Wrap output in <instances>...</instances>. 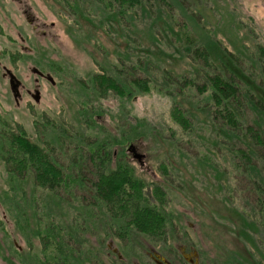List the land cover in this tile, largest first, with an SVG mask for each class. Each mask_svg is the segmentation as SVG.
Instances as JSON below:
<instances>
[{
  "label": "trees",
  "instance_id": "16d2710c",
  "mask_svg": "<svg viewBox=\"0 0 264 264\" xmlns=\"http://www.w3.org/2000/svg\"><path fill=\"white\" fill-rule=\"evenodd\" d=\"M73 1L78 8L95 5L101 22L113 25L129 50L118 53L119 64L112 73L102 70L93 75L89 89L81 87L74 92L79 105V128H44V145L30 141L23 132L2 135L0 148L6 170L11 178H17L18 187L23 189L18 200L10 193L3 195L11 201L10 215L20 218L27 232L39 237L43 247L49 245L50 236L53 237L49 222L43 224L45 217L36 212L27 213L37 200L35 192L28 195L24 192L32 180L33 187L44 186L49 192L52 188L57 191L54 195H72L77 190L84 193L82 200H87L88 207L84 208L87 214L82 220L88 221L92 230L96 229L92 224L96 212L101 210L104 226H132L136 232H149L152 236L165 233L164 196L168 185L154 184L150 193L144 191L145 184L124 159L125 143L146 139L152 135L151 128L135 120L121 122L115 133L105 128L96 130L93 115L99 108L88 103L108 93L129 98L155 85L171 99V119L184 134L192 135L183 141L182 136L179 138L173 133L165 143L168 149L181 154L184 146L195 142V168L208 178L209 187L216 192L227 193L230 189L246 194L243 201L247 208L233 206L228 210L237 213L242 226L259 232L257 240L251 243L247 240L246 256L230 251L217 264H264V49L257 52L256 61L248 58L244 61L234 51L221 46L213 31L198 22L195 12L203 9V5L197 0L193 1L195 7H188L189 12L179 0H171L175 8L167 0ZM177 10L184 17L178 19ZM132 47L143 49L145 54H134ZM150 47L169 55L170 60L185 58L186 70L180 75L169 69L167 64L171 62L162 61ZM88 90H91L90 96ZM90 126H93L91 130ZM66 132H71L70 141L66 140ZM163 170L167 178L170 173ZM167 180L171 183L170 178ZM247 195L253 196L252 202ZM20 211L24 212L23 217ZM228 220L233 223L232 218ZM86 245V254L107 252L103 243L97 247L88 245L87 241ZM77 248L80 249L76 245ZM88 259L90 264H97L90 255Z\"/></svg>",
  "mask_w": 264,
  "mask_h": 264
},
{
  "label": "rangeland",
  "instance_id": "374dc122",
  "mask_svg": "<svg viewBox=\"0 0 264 264\" xmlns=\"http://www.w3.org/2000/svg\"><path fill=\"white\" fill-rule=\"evenodd\" d=\"M193 1L179 0L186 12H189L188 7L196 6ZM199 1L203 9L195 12L198 22L204 23L213 31L221 46L234 51L244 61L247 58L256 61L257 52L264 49V0H197ZM171 2L166 1L169 4ZM171 5L174 7V4ZM95 8L97 7L93 4L78 8L73 0H0V138L15 127L23 129L27 138L37 141L35 121L41 119L42 114L48 117L50 126L53 127L61 126L60 128L73 130L81 126L77 113L79 105L74 92L81 87L89 89L93 75L101 73L102 70L108 74L112 73L114 67L119 64L118 53L125 54L129 50L116 28L101 22ZM177 12L180 11H175L178 19L184 17ZM29 17H33V23H29ZM136 39L134 37V40ZM155 49L150 47L162 61L171 62L167 64L169 69L179 72L180 75L186 70L185 58L170 60L169 55L159 53ZM130 50L134 54H145L143 49L132 47ZM33 66L50 72L55 85L41 81V102L33 103V108L27 109L26 97L19 105L14 103L8 80L2 74L4 68H7L27 87H31L35 78L30 70ZM137 74L141 75L140 72ZM88 92L90 96L91 90ZM88 103L99 108L93 115L96 130L105 128L115 133V128L121 122L134 123L135 120L142 121L152 130V135L146 139L131 140L123 146L124 159L134 169V175L145 184L144 191L150 193L154 184L164 187L168 185L164 196L166 232L149 237L152 247L179 251L176 246L185 243L199 252V264L222 262L229 256L227 253L230 251L240 256L247 255L244 251L249 249L247 240L250 243L257 240L259 232L255 233V228L252 232L248 229L250 226H242L243 222L237 219V213L228 210L233 206L239 209L247 208L243 201L246 194L230 189L227 193L216 192V189L209 187L208 178L205 179L195 168V142L194 145L184 146L181 154L168 149L165 143L167 144V139L173 133L176 137H185L180 139L183 141L192 137L184 134L171 119L169 96L154 85L149 91L129 98L108 93L105 97L93 99ZM82 124L86 126L84 122ZM92 128L93 126H90L89 130ZM206 136H209V133ZM71 137V132H66V140L70 141ZM130 144L135 145L137 153L144 155L142 164L128 151ZM116 149L117 146L113 148L114 156L117 154ZM114 165L115 163L112 166ZM162 167L170 173L167 178H170L171 183ZM29 182L24 192L27 195L35 192L34 197L37 200H34L36 202L31 208L27 207V213L36 212L37 215L44 216L46 219H42L43 224L49 222V225L61 229L69 226L73 233L86 227L87 233H91L87 236L88 245L96 246L95 240L100 238L98 229L93 231L88 222L82 225V218L86 215L83 204L87 203V200H82L84 193L74 188L77 191L72 195H54L57 191H52V188L49 192L43 185L33 187L32 180ZM18 184L17 178H11V174L6 170L0 148V264H51V254L56 249L54 244L50 242L47 247H43L39 237L27 232L20 218L14 219L10 215L11 201L4 199L3 195L5 192L10 193L18 200L21 196L19 194L23 192ZM186 184L188 188L184 186ZM252 197L247 195L250 202ZM98 212L104 213L101 210ZM19 214L23 217L24 212L20 211ZM228 218H232L233 223H230ZM93 225L98 227L95 222ZM139 233L145 238L150 234L141 231ZM78 236L80 235H72V245L80 244V240L84 242V235L82 238ZM103 244L106 246L108 243ZM114 244L119 243L115 241ZM130 244L133 246L135 242L131 241ZM136 244L138 245V241ZM137 245L132 250H137ZM86 246L82 245L81 250L84 251ZM59 249L61 250V247ZM85 260L84 255L82 259L77 257L70 262L87 264Z\"/></svg>",
  "mask_w": 264,
  "mask_h": 264
},
{
  "label": "flooded vegetation",
  "instance_id": "af4514ba",
  "mask_svg": "<svg viewBox=\"0 0 264 264\" xmlns=\"http://www.w3.org/2000/svg\"><path fill=\"white\" fill-rule=\"evenodd\" d=\"M25 13L28 14V11L25 10ZM29 23H33L34 19L33 17H29ZM32 68H36L40 73H35L32 72V74L35 75L34 78V85L31 87H27L20 79H18V84H17V97L15 98L13 96V93L11 92L13 101L16 105H19L24 100V97H26V105L27 109L33 108V103L39 104L41 102V81H46L50 83L52 86L55 85V80L53 75L50 72H44L37 66H33ZM31 68V69H32ZM4 68V72L2 74L3 77H6L8 80V86L10 89V84H9V76L6 74V71ZM30 69V70H31ZM9 70V69H8ZM11 71V70H10ZM37 95V98L35 96ZM43 116V117H42ZM51 122L49 121L48 117H46L45 114L41 115V119H37L35 121V132L37 136V141H33L31 139H28L34 143H40L41 145H44L42 141L43 140V133H44V128H49ZM23 130V129H22ZM20 129H16L14 127L11 128L9 131L12 133H16L17 135L21 134L23 132ZM24 134V132H23ZM140 164L142 162L140 161ZM84 208L88 207V204H83ZM91 206V205H90ZM92 207V206H91ZM87 214V213H86ZM102 216L103 214L96 212V220H97V225L98 227L96 229L97 233L99 234V240L96 239L95 242L97 243L96 246L100 247V245L103 242H106L105 248H106V253L103 254L102 251H99L98 254H86V248L85 250H81V244L86 246L87 236L90 235L91 233H87V228L82 227V230L72 232L71 227L66 226V228L61 229V227L57 228L55 226H52L51 224V233L53 235L50 236L51 244H54L55 249L52 252L53 259L50 261L51 264H71V259L80 257V259L83 258L85 255V262L87 261V264H90V261L88 259L89 255L91 258L96 259L97 264H199L200 261V256L199 252L193 248L192 246H187L185 243H181L177 245L176 247L179 249V251H173L170 248H160L156 249L155 247H152L149 244V237L151 236L150 234L145 238L143 237L139 232H136L135 229L132 226L129 227H122V228H117L116 226H104L102 224ZM95 220V221H96ZM93 219V222H95ZM70 222V221H69ZM88 221L82 220V225ZM92 222V224H93ZM71 223V222H70ZM94 229V230H96ZM93 230V231H94ZM64 234H61L62 232ZM75 234V236L80 235L83 240H80V244H75L74 247L71 244V238L72 235ZM78 236V237H80ZM138 241V245L136 244ZM77 239V237H76ZM118 242L119 244L115 245L114 242ZM131 241L135 242V245H137V250H132L136 246L129 243ZM72 245V246H71ZM79 246L80 249H75V247ZM61 247V250L59 249ZM73 250V251H72ZM81 252V254H77ZM84 252V254H82ZM93 260V259H92Z\"/></svg>",
  "mask_w": 264,
  "mask_h": 264
},
{
  "label": "water",
  "instance_id": "95a60500",
  "mask_svg": "<svg viewBox=\"0 0 264 264\" xmlns=\"http://www.w3.org/2000/svg\"><path fill=\"white\" fill-rule=\"evenodd\" d=\"M6 74L9 76V84H10V90L13 93V96L16 98L17 97V84H18V79L15 77V75L8 69H5ZM32 72H37L40 73L36 68L31 69ZM37 98V95L35 96ZM128 151L132 152V157L137 159L139 162L144 158L143 154H139L136 152V147L133 144H130L128 147Z\"/></svg>",
  "mask_w": 264,
  "mask_h": 264
}]
</instances>
